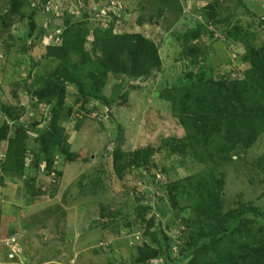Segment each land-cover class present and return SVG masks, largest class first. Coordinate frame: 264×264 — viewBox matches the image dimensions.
I'll return each mask as SVG.
<instances>
[{
	"label": "rangeland",
	"instance_id": "374dc122",
	"mask_svg": "<svg viewBox=\"0 0 264 264\" xmlns=\"http://www.w3.org/2000/svg\"><path fill=\"white\" fill-rule=\"evenodd\" d=\"M113 18V33L154 43L160 67L109 74L98 100L67 83L55 103L42 100L64 65L47 47L66 29H88L91 52L93 29ZM263 56L264 0H0V264H264V124L238 118L256 125L255 140L204 164L181 152L193 137L162 98L180 96V85L235 83L249 69L261 109L264 71L252 62ZM196 133L201 152L210 139ZM226 216L243 222L232 245L215 235Z\"/></svg>",
	"mask_w": 264,
	"mask_h": 264
},
{
	"label": "trees",
	"instance_id": "16d2710c",
	"mask_svg": "<svg viewBox=\"0 0 264 264\" xmlns=\"http://www.w3.org/2000/svg\"><path fill=\"white\" fill-rule=\"evenodd\" d=\"M160 1L167 4L169 0ZM114 23L115 19L113 18L107 28L97 26L93 29V48L91 52L86 51L84 47L89 32L88 29H77L76 31L66 29L61 35L60 45L47 47L49 56L59 59L64 65L57 74L60 82L56 85L59 88L56 86L48 96H46V91V94L40 97L42 100L50 99L52 100L51 103H55L57 97L59 95L62 97L64 94L62 87L66 83L75 87L80 97L98 100L101 96L99 88L105 85L104 83L109 74L138 78L160 67L157 47L153 42L137 33L115 34L113 33ZM195 34L198 35V32H195ZM189 42L190 38L188 36L183 43L184 47H188ZM199 54L203 55V51ZM75 56L78 61L72 60ZM197 58L198 54L193 55L192 62L196 63ZM252 64L253 67L264 71V56L253 60ZM251 74L252 70L248 69L245 71L244 78L235 83L228 81L226 78H221L218 81L210 79L209 89L202 83L197 86L180 85L175 89L180 91V96L177 94L168 96L162 94L164 100L171 102L173 113L179 118V123L184 128L187 137H193L192 142L186 143L183 140L180 142L181 152L188 149L195 155V158L198 157L201 163H211L216 166L222 161L223 153H226L225 156L227 157L237 145L241 144L243 147H249L252 144L259 133L257 127L262 128L264 124V106H262L264 103L260 109L257 107L255 100L253 101L249 97L247 86L248 82H251ZM208 91L210 92L207 93ZM205 92L210 94V97L204 94ZM242 116L244 118H258L259 125L257 127L255 125L256 128L253 126L247 129L237 120ZM13 126L19 127L20 125L17 123ZM196 132L206 139H210V142H204L203 151L201 152L196 150L197 147L194 143ZM50 134L48 133L47 136L50 137ZM21 153L23 155L24 152ZM206 173H208V177L204 178L207 180L212 179V169H209V172L207 170ZM211 196L213 197V194ZM210 207L207 206L201 211L207 213ZM238 218L237 216L235 218L226 216L224 219L218 220V232L215 233L216 239L221 238L224 240L225 245L235 243L237 239H231L230 236H233L232 231L239 230ZM207 220L209 225H212L213 221ZM242 223L241 221V228H243ZM204 226H208L206 222L203 224ZM206 243V238L192 242L189 248L182 253V261L189 260L195 251ZM252 263L250 257L248 261H241V264Z\"/></svg>",
	"mask_w": 264,
	"mask_h": 264
},
{
	"label": "clouds",
	"instance_id": "9594fccd",
	"mask_svg": "<svg viewBox=\"0 0 264 264\" xmlns=\"http://www.w3.org/2000/svg\"><path fill=\"white\" fill-rule=\"evenodd\" d=\"M6 246H8L9 248H10V250L12 251V252H14L13 250H12V247H11V244L15 241L14 239H13V242H10V240L9 239H6ZM13 245V244H12Z\"/></svg>",
	"mask_w": 264,
	"mask_h": 264
},
{
	"label": "built area",
	"instance_id": "2783aa9c",
	"mask_svg": "<svg viewBox=\"0 0 264 264\" xmlns=\"http://www.w3.org/2000/svg\"><path fill=\"white\" fill-rule=\"evenodd\" d=\"M10 242H13V239H11ZM12 247H13L12 250L14 251V246H12Z\"/></svg>",
	"mask_w": 264,
	"mask_h": 264
}]
</instances>
